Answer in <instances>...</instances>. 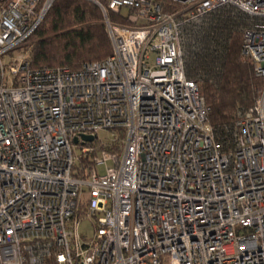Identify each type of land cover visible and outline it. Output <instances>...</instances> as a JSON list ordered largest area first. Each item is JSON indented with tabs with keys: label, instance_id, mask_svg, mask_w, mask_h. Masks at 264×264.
<instances>
[{
	"label": "built area",
	"instance_id": "obj_1",
	"mask_svg": "<svg viewBox=\"0 0 264 264\" xmlns=\"http://www.w3.org/2000/svg\"><path fill=\"white\" fill-rule=\"evenodd\" d=\"M87 1L111 53L71 70L25 47L54 0H0V264H264V0ZM223 7L263 82L225 141L185 74L187 30Z\"/></svg>",
	"mask_w": 264,
	"mask_h": 264
},
{
	"label": "trees",
	"instance_id": "obj_2",
	"mask_svg": "<svg viewBox=\"0 0 264 264\" xmlns=\"http://www.w3.org/2000/svg\"><path fill=\"white\" fill-rule=\"evenodd\" d=\"M110 21L124 24L108 12ZM246 16L233 8L207 13L195 29L187 30L185 74L196 81L209 107L208 119L216 136L225 141L238 111L251 106L263 82L241 54ZM32 67H67L76 70L99 62L111 53L100 9L87 0H54L28 38ZM86 164V159L80 161Z\"/></svg>",
	"mask_w": 264,
	"mask_h": 264
},
{
	"label": "rangeland",
	"instance_id": "obj_3",
	"mask_svg": "<svg viewBox=\"0 0 264 264\" xmlns=\"http://www.w3.org/2000/svg\"><path fill=\"white\" fill-rule=\"evenodd\" d=\"M248 21L246 20V23ZM31 47L32 46V42L28 39L26 44H25V47ZM111 131H100L98 133V138L101 139L103 142H107L111 136ZM74 149V147H73ZM74 153L78 154L79 153V149H75L74 150ZM111 163H109L110 165ZM85 165V163H84ZM97 170L98 172L102 173L103 172V167L100 166V167H97ZM78 231L79 233L83 236H86V237H91L92 234H93V231H94V226L92 225V223H90L88 220H82L79 227H78Z\"/></svg>",
	"mask_w": 264,
	"mask_h": 264
},
{
	"label": "water",
	"instance_id": "obj_4",
	"mask_svg": "<svg viewBox=\"0 0 264 264\" xmlns=\"http://www.w3.org/2000/svg\"><path fill=\"white\" fill-rule=\"evenodd\" d=\"M81 138L84 141H92L93 140V136H90V135H81ZM76 142H77V137H74L73 138V143H76Z\"/></svg>",
	"mask_w": 264,
	"mask_h": 264
}]
</instances>
